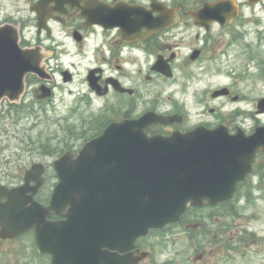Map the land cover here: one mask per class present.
I'll use <instances>...</instances> for the list:
<instances>
[{"label": "flooded vegetation", "instance_id": "obj_1", "mask_svg": "<svg viewBox=\"0 0 264 264\" xmlns=\"http://www.w3.org/2000/svg\"><path fill=\"white\" fill-rule=\"evenodd\" d=\"M221 2L227 5L225 21H195L194 13L206 4ZM8 6L12 7L3 11L0 25L18 30L21 47L34 50L41 60L43 76L28 75L21 99L3 102L2 137H9L21 122L6 112L30 108L27 97L31 94L37 104L52 102L59 90L73 84L76 90L69 93L76 104L107 114L109 123L148 114L151 119L156 115L175 118L169 125L150 122L146 129L150 137L220 126L227 127V135L250 137L264 125L258 119L264 115L257 113L264 95L250 99L243 92L250 91L244 83L256 85L257 75L242 62L246 58L251 64L259 63L256 70L260 68L258 75L264 81V58L259 59L264 29L257 34L251 29L260 27L257 10L264 9V0L256 4L249 0H13ZM2 10L0 0V14ZM41 87H49L52 98L40 99L44 94ZM242 103H251L256 110L250 115L236 111L231 120L223 116V106ZM194 106L203 108L196 121L191 118ZM247 121L253 122L251 130L244 129ZM83 145L64 149L58 158L69 152L77 158ZM61 149L50 152L43 146L35 151H15L0 140V264H113L114 259L162 264L156 254L163 233L185 235L193 248L191 264H215L225 253V216L227 212L232 215L230 204L249 199L264 202V151L260 149L246 166L250 171L237 183L231 199L201 208L189 203L177 223L150 230L134 243L123 234V243L118 245L121 250L110 247L114 245L113 216L106 221L94 220L91 232L106 231L107 243L98 247L91 238L93 258L87 259L85 253L75 258L72 243L85 239L81 232L86 221L76 222L70 217L82 213L64 205L58 211L43 210L50 206L62 181L55 169L56 159L47 161ZM28 155L30 160L22 162ZM35 165H39L36 178L41 174L37 189L35 177L29 182L26 179ZM31 207L41 211H30ZM41 226L45 230L40 231ZM238 234L236 228L231 233L234 247Z\"/></svg>", "mask_w": 264, "mask_h": 264}, {"label": "water", "instance_id": "obj_2", "mask_svg": "<svg viewBox=\"0 0 264 264\" xmlns=\"http://www.w3.org/2000/svg\"><path fill=\"white\" fill-rule=\"evenodd\" d=\"M249 1L255 4L261 0ZM226 9L223 2L206 4L194 13V19L200 23L205 19L222 22L227 19L223 14ZM30 74L43 76L38 55L34 50L21 48L16 28L0 26V112L5 99L11 102L21 99L25 78ZM39 90L44 93L40 99L52 95L49 88ZM258 113L264 114V100L259 102ZM174 121V117L148 119L145 116L112 123L101 136L86 143L77 158L69 152L55 162L62 181L54 191L50 206L43 210L58 211L64 205L70 211L82 213L70 217L76 222L86 221L81 232L85 239L77 238L72 243L75 258L84 253L87 259L93 258L91 250L95 248L91 238L97 241L98 247L107 243L106 231L91 232L94 220L106 221L113 216L114 245L110 247L121 250L118 245L123 243V234H128L132 243L151 229L176 223L189 202L202 207L206 195H211L210 204L230 199L237 183L250 171L246 166L252 163L255 153L264 151V126L258 127L250 137L227 135L226 126L215 130L199 127L170 137H148L145 133L150 122L169 125ZM38 166L26 175L27 182L35 177L36 189L41 185V174L38 178L35 176ZM30 211L41 210L31 207ZM94 211L98 212L97 216ZM110 230L108 224L109 234ZM71 232L79 235L75 229ZM113 264L132 262L114 259Z\"/></svg>", "mask_w": 264, "mask_h": 264}, {"label": "rangeland", "instance_id": "obj_3", "mask_svg": "<svg viewBox=\"0 0 264 264\" xmlns=\"http://www.w3.org/2000/svg\"><path fill=\"white\" fill-rule=\"evenodd\" d=\"M13 0H1V7L3 8L0 18L3 17L6 9H10L12 6H8ZM257 18L260 20V27L252 26V31H258L264 29V9H258ZM258 30V31H257ZM254 34V33H252ZM264 35V33H260ZM261 39L260 37H258ZM250 39V41H252ZM262 40V53L259 59L264 58V39ZM72 49V47H71ZM245 66L250 67L251 72L257 75L256 85H252L250 81L244 83L250 91L244 90V93H248L249 98L253 99L255 96L264 95V81H261V77L258 75L262 71L256 70L259 63L251 64L246 58L242 60ZM250 78H255L251 75ZM76 84L66 86L65 90H59L58 94L52 102L47 104L35 103L32 94L27 98L30 108L25 111L13 110L12 112H6V114H12L13 119L20 120L18 128L11 130L9 137H2L0 140H5L6 143L15 151H19L20 148H27L28 152L31 148L33 151L43 146H48L50 152H53V148H62L61 151L51 155L48 158L49 163L53 159H57L62 151L68 147H78L86 143L89 138L97 131L98 124L108 118L107 114L98 113L93 111L90 107L76 104L73 94L69 93V90L75 91ZM212 107L209 105L208 108ZM256 110L251 103H242L239 105H225L222 107V114L228 120H231L235 116V112L239 111L241 115L251 113ZM203 111L202 106H194L192 109V116L196 121L199 118V113ZM235 114V115H234ZM222 116V117H223ZM210 118V116L207 115ZM211 119V118H210ZM215 119V118H214ZM259 121L264 124V116H258ZM242 118L238 120L241 121ZM253 122L247 121L244 129L251 130ZM68 144V145H67ZM30 160L29 155L25 156L22 162ZM232 208V215L227 212L225 216L226 223V247L224 255L220 256L218 260H215V264H264V202L257 201L255 199L242 200L230 204ZM229 210V205L226 206ZM239 229L240 234L237 235V246L234 247V239L231 233L234 229ZM170 230V229H169ZM170 233V232H169ZM161 238V244L157 250L156 260L162 264L167 262L168 264H191V258L193 256V248L189 246V242L186 241L185 235L177 234L171 237L170 234L163 233L159 235ZM171 237V238H170ZM166 239V242H164ZM170 243V240H174ZM169 242V243H168ZM206 264V263H205Z\"/></svg>", "mask_w": 264, "mask_h": 264}, {"label": "trees", "instance_id": "obj_4", "mask_svg": "<svg viewBox=\"0 0 264 264\" xmlns=\"http://www.w3.org/2000/svg\"><path fill=\"white\" fill-rule=\"evenodd\" d=\"M68 145V144H67Z\"/></svg>", "mask_w": 264, "mask_h": 264}]
</instances>
